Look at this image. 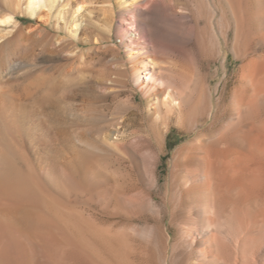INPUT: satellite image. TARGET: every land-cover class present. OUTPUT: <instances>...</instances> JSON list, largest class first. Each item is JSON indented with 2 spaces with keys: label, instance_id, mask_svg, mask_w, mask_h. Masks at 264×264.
Segmentation results:
<instances>
[{
  "label": "bare ground",
  "instance_id": "1",
  "mask_svg": "<svg viewBox=\"0 0 264 264\" xmlns=\"http://www.w3.org/2000/svg\"><path fill=\"white\" fill-rule=\"evenodd\" d=\"M57 2L0 0V264H264V55L243 66L230 121L179 148L162 206V154L125 145L109 94L137 87L162 152L173 122L186 134L215 127L213 96L161 50L113 70L69 52L56 26L25 23L44 10L53 23ZM254 14L264 22V7ZM130 92L119 110L139 108ZM142 217L156 224L133 225Z\"/></svg>",
  "mask_w": 264,
  "mask_h": 264
},
{
  "label": "rangeland",
  "instance_id": "2",
  "mask_svg": "<svg viewBox=\"0 0 264 264\" xmlns=\"http://www.w3.org/2000/svg\"><path fill=\"white\" fill-rule=\"evenodd\" d=\"M79 4L82 9H79ZM108 4L114 8L112 17L105 8ZM263 7L264 0H58L53 10V23L45 21L47 10L41 12L43 18L29 13L23 16L33 20H25L27 25L56 26L59 39L71 43L69 52L92 53L95 59L104 58L112 69L119 66L130 69L135 61L133 57H155L161 50L172 58L171 61L179 62L181 69L208 96H213L214 109L218 111L215 127L207 130L202 127V131L186 134L173 122L170 133L162 140L165 148L162 152L159 137L152 131L153 119L147 113L149 107L137 87L116 86L109 94L106 114L113 123L118 120L124 123L120 129L125 145L136 154L151 150L162 154L157 201L163 206L168 199V182L179 148L185 143L215 136L230 121L231 111L225 116L222 113L229 107L234 94L245 85L241 80L245 72L243 66L264 55V41L261 40L264 22L257 20L254 14ZM61 13L66 14L65 18L60 16ZM75 19L78 20L77 25ZM124 21L134 25L130 27V34L126 32L129 26L124 25ZM111 23V33H107L106 27ZM131 34L135 40L139 38V42L135 41L138 45L135 54L127 49ZM113 49L118 52L117 58ZM80 61L76 59L71 65ZM130 89L139 108L119 110L118 105L131 96ZM210 110L208 103L204 114ZM210 123L208 121L207 126ZM166 216L169 222L171 213L167 212ZM132 223L145 226L154 225L156 221L142 217ZM172 233L177 237L176 227Z\"/></svg>",
  "mask_w": 264,
  "mask_h": 264
}]
</instances>
